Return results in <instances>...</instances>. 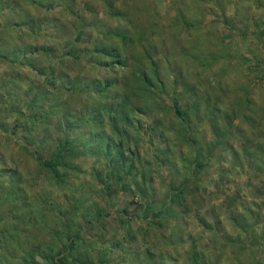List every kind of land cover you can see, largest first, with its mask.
Returning <instances> with one entry per match:
<instances>
[{
	"label": "rangeland",
	"instance_id": "374dc122",
	"mask_svg": "<svg viewBox=\"0 0 264 264\" xmlns=\"http://www.w3.org/2000/svg\"><path fill=\"white\" fill-rule=\"evenodd\" d=\"M3 1L7 2L5 6ZM3 1H0V194L5 190L2 184L11 186L14 176L15 182L21 179L23 183L20 196L39 215H42L39 208L45 207L52 218L58 213L57 205L64 214L71 213L67 218L85 227L84 242H80L74 254L88 253L95 264H196L195 253L200 254L199 264H264V0H138L134 6L144 8L135 23L139 29L148 26L146 15L155 14L163 21L158 30L163 26L167 30L166 43L171 46L180 41L190 50L199 51L196 56L193 53L196 60H188L187 66L186 62L181 63L194 87L189 100L199 101L204 115L207 112L210 117L215 111L221 117L224 143L236 150L231 155L223 144L211 150L213 160L191 176L193 151L184 142L178 124L171 122L166 112V108H171L175 88H168V96L159 94L166 99L165 104L160 102L150 115L131 111L135 128L131 130V124H122L123 130L129 128L131 134L125 143L113 134L110 126L94 121L93 101L87 100L83 90L70 94L74 87L68 79L49 84L46 74L19 65L14 55L17 47L28 46L31 51L38 44L44 45L40 40H47L48 33L57 34L63 41L51 42L56 51L49 60L41 57L37 61L39 68L47 73L54 70L59 75L61 71L72 70L73 77L84 79L107 76L105 68L96 69L93 66L96 63L92 62L84 69L70 61L64 51L69 37L67 30L73 25L78 28L96 20L117 25L109 16L106 0H68L75 14L65 11L67 5L63 0L62 7L59 0H42L39 7L25 0ZM116 1L121 5L122 0ZM180 11L194 24L183 36L184 40L175 32L182 30L176 22ZM28 17L35 22L43 21L44 30L35 34V22L26 24L22 33L13 28V23L27 21ZM53 19L64 24L65 33L55 30ZM91 29L87 27L86 34ZM97 35L94 31L92 39ZM157 37L163 40L158 34ZM92 39L86 36L80 47L86 48ZM166 71L163 67V73ZM168 73L169 81L174 82V76ZM37 97L44 100L36 101ZM68 113L70 117L73 115L72 124L79 125L81 135L106 130L117 144L122 142L124 148L137 153L132 176L127 179L125 175L120 179L116 176L114 158L108 157L101 139L93 140L90 146L93 151L90 147L86 151L80 148L73 154L78 168L62 184L53 178L49 163L42 167L32 158L30 153L35 152L41 138L45 140L44 159L50 158L59 138H69L72 124L65 117ZM37 117L38 122H33ZM195 125L196 136L204 139V144L216 141L207 122ZM29 129L28 137L34 144L26 142ZM161 131L164 137L159 135ZM142 172L147 176L142 177ZM181 183L190 190L186 215L158 218L157 210L146 211L147 198L160 208L169 187ZM145 190L146 198L142 194ZM44 197L57 205L43 201ZM7 205L1 208L2 212ZM12 207L26 211L20 202ZM168 207L173 210L177 205L169 202ZM125 209L131 212V218L125 217ZM99 213L102 216L98 217ZM87 214L93 220L91 225H86L83 218ZM50 217L47 219L51 220Z\"/></svg>",
	"mask_w": 264,
	"mask_h": 264
},
{
	"label": "trees",
	"instance_id": "16d2710c",
	"mask_svg": "<svg viewBox=\"0 0 264 264\" xmlns=\"http://www.w3.org/2000/svg\"><path fill=\"white\" fill-rule=\"evenodd\" d=\"M0 1L2 3L3 0ZM25 1L31 2L38 7L43 4L42 0ZM63 1L67 5L65 11H72L75 14L71 7L72 3L68 0ZM137 1L122 0L119 3L121 5H118L116 0H106L109 16L117 23L116 26L113 23L112 25L108 23L107 25L105 23L101 24L96 20V22L89 21L90 23L87 22V24L78 28L73 25L70 30H67L69 37H67L64 44L65 56L70 61H74L78 65L81 64L80 66L83 68H86V64L96 63L93 65L94 68H105L108 73L107 76L84 79L81 76L73 77L72 70H68L67 73L61 71L59 75L54 70L47 73L46 69L39 68L37 61L41 57L49 60L56 51V45L52 43L60 44L63 41L57 34L52 36L48 33L46 36L47 40H40V42H44V45L38 44L31 51L28 46L24 48L17 47L14 55L20 62L19 65H23L40 75L46 74L45 80L49 84L56 85L57 80L68 79L70 85L74 87L70 94H73V92L79 93L80 90H83L87 100L93 101L94 110L91 113V117L94 121L101 122V125L110 126L113 134L117 135L119 140H124L125 143L129 142L131 134L129 133V128L128 130H123L122 124L124 122L125 125L126 123L131 124V130L135 128V125H132L131 111L150 115V111L161 104L160 102L165 104L164 101L166 99L161 98L159 94L163 93L168 96V88H175V94L170 101L172 104L171 108H166V112L171 117V122L178 124L179 132H181L184 142L193 151L191 169L189 171L191 173L189 176H191L196 169H199V167L203 168L207 162L213 160L214 153L211 150L215 151L222 144L225 145L224 149L226 151L230 149L231 155L236 153V150L231 145L227 147V144L224 143L226 138L223 137L220 130L221 117L215 111H212L210 117L207 116V112L204 115L200 102L196 100V102L191 103L189 100L190 93L194 91V87L191 85V81L181 63L184 61L186 65L183 64L187 66L188 60H196L197 57L195 56L199 51L196 49L190 50L187 45L180 41H177L176 45L171 46L166 43L165 34L167 30L164 26L161 27L160 31L158 30L157 26L162 25L163 21H160V18L155 14L146 15L148 26L142 30L139 29L135 23L138 21L137 18L141 17L144 8L140 5L134 7ZM61 2L62 0H59V4L62 7ZM3 3L4 6L7 4L6 1H3ZM14 9L15 5L11 7L12 11ZM47 16L49 17V15ZM33 20L34 18L28 17L27 21H17L13 23V28L22 33L26 24L35 22ZM55 20L53 19V21ZM176 22L177 26L182 30L175 32L180 36L181 40H184L183 36L187 34V31H190L188 29L194 27V24L182 11L177 13ZM34 25L37 26L35 34L38 35L40 31L44 30L43 21L35 22ZM55 26L57 27L55 30L66 32V27L60 20L57 19L55 21ZM85 26L92 28L89 34H86L87 27ZM94 31L98 35L95 39H92L91 34L93 35ZM171 33L176 38L174 31H171ZM157 34L163 40L158 39ZM86 36H89L92 41L89 45H86V48H82L80 44L85 40ZM175 49L178 51H175ZM226 54H228V58H232L230 53ZM163 67L168 69L166 73H163ZM176 67L179 68L178 71H176ZM141 69H144V71ZM112 72H115L114 76L110 75ZM168 72H171V76H174V82L169 81L168 77L170 75ZM50 74L54 75L50 76ZM180 89L182 90L181 93L178 92ZM74 96L77 95L75 94ZM38 100L42 101L44 98L37 97L36 101ZM33 101L36 102L35 99ZM53 108L55 107L53 106ZM218 112L220 111L218 110ZM65 117L70 119L68 120L69 125L72 124L73 115L70 117L68 113ZM233 117L235 116L233 115ZM37 120L38 117L33 122H38ZM204 121L212 129L213 138L216 140L213 143L207 142L204 144V139L196 136L198 131H196L195 124ZM16 126L19 127L17 124ZM71 129L68 139L59 138L55 142L49 159H44L42 156V148L45 145V140L42 138L38 141L35 152L30 153L31 157L37 160L42 167H46L49 163L52 169V176L59 184L68 181L69 174L75 172L78 168L74 164L73 154H76L80 148L86 151L87 148L92 146L93 140L97 139L105 142L103 148H106L105 151L108 157L112 156L114 158L112 166L114 167V172L117 171L116 176L119 179L123 175H125V179L132 176L136 166L137 153L133 154L131 150H128L130 148H124L122 142L119 143L118 141L117 144L112 136L107 135L106 130L98 131L95 134L89 133L90 135L87 136V133L84 135H81V132L79 133V125L72 124ZM30 135L29 129L26 142L27 144H34L28 137ZM159 135L164 137L163 131ZM84 136H87V138ZM80 139L81 141H79ZM25 150L28 152L27 147ZM90 150L93 151L94 148L90 147ZM206 150H208V154L205 155L204 151ZM250 157H252V153L249 154ZM47 171L50 173L51 170L49 171L48 169ZM144 176L147 175L142 172V177ZM11 178V186L8 185L6 187V184L3 183L2 188L5 190L0 194V264H95L88 253L80 256L74 254L78 250L80 242H84L82 232L85 227L83 223L74 222V219L67 218L68 215L71 216V213L67 212L64 214L60 205H57L55 201L48 197H44L43 201L56 204L58 213L55 216L52 215L51 218L45 207H40L39 211L42 215H39L36 209L25 198L20 196L21 192L24 191L22 189V180L19 179L15 182L14 176ZM135 185L138 186V189H141L138 182ZM169 188L167 197L160 208L156 203L151 204L149 202L150 199L147 198L146 211L148 213L155 209V211L157 210L158 218H165L170 215L184 216V214H187L189 206L187 195L190 190L184 187V183L179 186L171 185ZM142 194L146 198L148 195L147 190L142 191ZM168 198L170 199L169 202L177 205L176 208L174 207L177 210L176 212L171 209L172 207H168L169 202H166ZM17 202L22 203L23 209H26L25 212H22L21 209L15 210L12 207V204ZM7 203L9 205H7L4 213L1 208L5 209L4 205ZM89 216L88 214L87 217L83 215L86 225L93 223L92 218H89ZM100 216H102L101 213L98 214V217ZM131 216V212L125 209V217L131 218ZM49 217L51 220L47 219ZM84 256L86 257L85 260ZM199 256L200 254L198 253L193 254V258L197 261H195L196 264H199L201 260Z\"/></svg>",
	"mask_w": 264,
	"mask_h": 264
}]
</instances>
